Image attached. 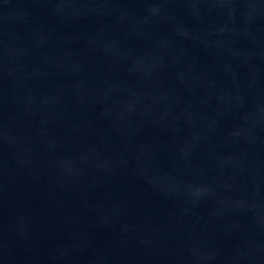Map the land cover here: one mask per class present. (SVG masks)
<instances>
[{
    "label": "water",
    "instance_id": "95a60500",
    "mask_svg": "<svg viewBox=\"0 0 264 264\" xmlns=\"http://www.w3.org/2000/svg\"><path fill=\"white\" fill-rule=\"evenodd\" d=\"M0 264H264V0H0Z\"/></svg>",
    "mask_w": 264,
    "mask_h": 264
}]
</instances>
